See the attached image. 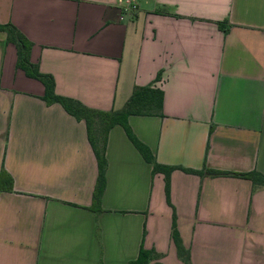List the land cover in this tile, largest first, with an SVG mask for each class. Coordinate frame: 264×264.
Returning a JSON list of instances; mask_svg holds the SVG:
<instances>
[{
	"label": "crops",
	"instance_id": "1",
	"mask_svg": "<svg viewBox=\"0 0 264 264\" xmlns=\"http://www.w3.org/2000/svg\"><path fill=\"white\" fill-rule=\"evenodd\" d=\"M0 0L32 45L30 62L55 93L120 110L134 87L163 93V117H128L169 177L152 175L120 126L106 143V185L83 122L42 100L43 85L16 68L0 31V264H184L171 239L175 215L190 264H264V188L232 176L264 175V0ZM222 23L224 30L218 27ZM159 75V79H157Z\"/></svg>",
	"mask_w": 264,
	"mask_h": 264
},
{
	"label": "trees",
	"instance_id": "2",
	"mask_svg": "<svg viewBox=\"0 0 264 264\" xmlns=\"http://www.w3.org/2000/svg\"><path fill=\"white\" fill-rule=\"evenodd\" d=\"M218 27L224 30L223 24L218 23ZM0 31L6 34V42L14 45L16 48V68L24 72L28 78L39 81L44 87V95L42 100L46 105L53 104L60 105L64 111L72 116L76 121L83 122L86 128L87 140L90 144L92 152L97 162L98 175L95 188L92 196V208H98L100 200L106 185V143L108 133L115 126H120L128 141L136 149L142 159L151 166L152 175L161 173L164 175L165 182V195L169 203V177L175 167H166L158 164L150 149L142 143L133 133L129 124L128 117H163L162 104L163 93L157 88L150 86L134 87L128 100L123 107L117 111H101L97 109L88 108L77 100L59 96L55 93V82L51 75L44 74L39 70L38 65L30 62L31 43L10 23L0 26ZM159 79V75L157 77ZM186 173H193L199 176L208 174L209 176H232L248 180L252 183L253 187L264 188V175L258 172L249 173H228L217 172L212 170L192 171L179 168ZM13 188L12 178L4 171H0V191L11 192ZM171 239L175 246L178 257L184 264H190L189 252L182 246L180 239L176 218L173 214L171 224ZM151 253L146 252L140 248L138 256L135 260L130 261L128 264H148V259Z\"/></svg>",
	"mask_w": 264,
	"mask_h": 264
},
{
	"label": "built area",
	"instance_id": "3",
	"mask_svg": "<svg viewBox=\"0 0 264 264\" xmlns=\"http://www.w3.org/2000/svg\"><path fill=\"white\" fill-rule=\"evenodd\" d=\"M117 6L120 11V18L131 16L138 10V3L136 0H117Z\"/></svg>",
	"mask_w": 264,
	"mask_h": 264
}]
</instances>
